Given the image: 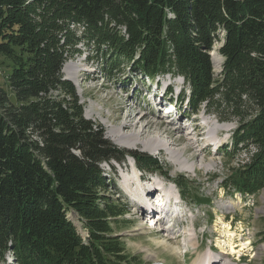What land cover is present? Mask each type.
I'll list each match as a JSON object with an SVG mask.
<instances>
[{
	"label": "trees",
	"instance_id": "obj_1",
	"mask_svg": "<svg viewBox=\"0 0 264 264\" xmlns=\"http://www.w3.org/2000/svg\"><path fill=\"white\" fill-rule=\"evenodd\" d=\"M81 46L95 49L86 60L93 56L108 79L123 83L126 71L157 85L182 77L181 105L238 124L226 155L257 150L234 190L264 189V0H0V56L13 65L7 88L0 82V264L8 252L17 264L131 261L114 236L123 211L104 194L114 184L101 165L130 156L154 171L159 162L119 149L84 116L62 73Z\"/></svg>",
	"mask_w": 264,
	"mask_h": 264
},
{
	"label": "rangeland",
	"instance_id": "obj_2",
	"mask_svg": "<svg viewBox=\"0 0 264 264\" xmlns=\"http://www.w3.org/2000/svg\"><path fill=\"white\" fill-rule=\"evenodd\" d=\"M82 31V28L78 29L77 34ZM218 47L219 44L210 52L217 77L222 72L223 63L222 61L218 67L215 62L214 53L219 55ZM81 49H83L81 56L69 60L62 73L69 81L65 72L68 63L81 64L79 85L70 81L78 90L80 102L84 103V116L102 126L106 139L119 149L143 152L155 157L159 162V169L154 171L139 169L132 157H126L118 166L116 162L101 165L105 175L113 180L114 184L112 190L104 194L110 201H116L123 211L122 215L112 221V228L114 236L121 238L126 256L131 259L125 264H195L199 258L204 257L217 261L214 264H264V213L259 212L260 209L264 211V189L251 197L236 192L232 186L237 180V170L239 166L247 163L249 154L244 150H238L234 156H228L224 152L226 148L231 149L232 137L238 127L236 121L220 124L214 115L206 114L204 111L191 113L186 109V103L181 105L180 102L179 105L182 107L179 112L177 111L180 124L165 121L153 107L156 100L152 98V91L149 96L144 93L148 89V83L144 78L126 71L123 73L126 74L123 83L108 79L102 75L100 64L92 58L93 56L86 60L87 54L94 55L95 49L82 46ZM12 68V63L0 56V82L5 88ZM172 83L177 87L182 86L176 80H172ZM185 88L188 93V86L185 85ZM184 115L190 119L187 121ZM131 116L135 118L132 119ZM142 116L145 118L140 121ZM126 123L128 127L124 133L141 131L142 140L146 141L154 136L166 144L175 143L176 146H172V149H185L187 162H182L181 165L174 164L172 154L164 148L162 153L159 154L157 150V154H153L145 151L144 146L138 148L119 146L112 140L111 131L114 127L124 129ZM146 123L150 125L143 133ZM193 126H197L198 141L196 136L194 137L195 134L191 136L194 141L187 139ZM211 130L215 133L218 131L208 136ZM219 144L221 146L215 148L214 145ZM208 145L206 150L205 147ZM251 148L255 150V147ZM194 161L195 171L191 167ZM111 170H114L116 175L113 176ZM176 183L186 195L181 205L185 218L173 216L171 221L159 222L157 231L150 230L142 217L143 204L147 200L153 202L160 198V193L164 197L169 196V193L173 194L175 190L179 192ZM141 185L152 188L156 186V194L154 195L153 191L151 197L140 196L138 189ZM189 211L191 214H188ZM76 219L81 222L78 215ZM180 222H183L184 226H181ZM225 222L230 223L231 231L236 233L233 241L237 248L244 241L251 244L248 249L245 248L241 252L239 260L229 254L227 245L223 244L225 250L219 246L220 242L227 239L222 234ZM185 246L190 250V254L184 257L182 250ZM2 264H7V261Z\"/></svg>",
	"mask_w": 264,
	"mask_h": 264
},
{
	"label": "bare ground",
	"instance_id": "obj_3",
	"mask_svg": "<svg viewBox=\"0 0 264 264\" xmlns=\"http://www.w3.org/2000/svg\"><path fill=\"white\" fill-rule=\"evenodd\" d=\"M214 58H215V62H216V65L218 66V67H220V63L222 62V59H221V57L219 56V55H217L216 53H214ZM65 72L67 73V76H68V78L70 79V80H72L73 82H75L77 85H79V82H80V80H79V75H80V73L82 72V66H81V64L80 63H73V62H69L68 63V65L66 66V68H65ZM134 116H131V118L132 119H134L133 118ZM145 118V116L143 117H141V119H140V121L141 120H143ZM138 124V123H137ZM149 125H150V123H146V125L143 127L144 129L142 130V132L143 133H145L146 131H147V128H149ZM126 127H128V124L126 123L125 125H124V129L123 128H119V127H114V128H112V131H111V138H112V140L115 142V143H117L119 146H121V147H124V148H133V147H135V148H138V147H140V146H144L145 147V151H147V152H151V153H153V154H157V150H158V153H160V151L161 150H163V148L164 149H168L169 151H170V153L172 154V159H173V161H174V164H176V165H181V163L182 162H187L186 160H188L187 158H186V156H185V149H181V150H177V149H172L171 147L172 146H176V145H174L175 143H173V142H171V143H165L164 141H162V140H159L157 137H154L153 136V138L152 139H149V140H142L141 139V135H142V133H141V131H139L138 133H132V134H128V133H124V131H125V128ZM225 128V127H224ZM218 131V130H217ZM217 131H216V133H217ZM196 132H197V130L196 129H194V131H192L191 133H188V135L187 136H189V138L187 137V139L190 141H194V139H193V137H192V139H191V136H193L194 134V137L196 136ZM215 133V131L214 130H211L209 133H208V136H212V134H214ZM215 133V134H216ZM219 133V132H218ZM217 136V135H216ZM169 137V136H168ZM173 139V138H172ZM217 143V142H216ZM196 144V143H195ZM194 146V145H193ZM158 147H160V148H162V149H160V148H158ZM195 147V146H194ZM208 147H209V145L207 146V147H205V149L207 150L208 149ZM204 149V150H205ZM255 150H256V148H255ZM254 149H250V151H251V153H255L256 151H255ZM162 153V152H161ZM247 154H249V158H248V161L247 162H249V160H250V157H251V155H250V152L249 153H247ZM194 160V159H193ZM192 161V160H191ZM196 161V160H195ZM195 161L194 162H192L191 163V167H192V169L195 171L196 170V168L194 167V165H195ZM246 164V163H245ZM135 177V176H134ZM139 179V178H138ZM141 180V179H140ZM139 180V181H140ZM153 191H154V195L156 194V191H157V189H156V186H153V188L151 187V186H149V187H146V186H143V185H141L140 186V188L138 189V192H139V195L140 196H143V197H145V198H148V197H151L150 195L153 193ZM160 197H163V195H162V193H160V195H159ZM167 196V195H166ZM164 198V197H163ZM143 200V199H142ZM154 202V201H153ZM259 212H261V213H264V211L262 210V209H260L259 210ZM76 216H77V214L76 213H72L70 216H69V218L71 219V220H73L74 221V223H75V225L76 226H78L79 227V230H80V232H81V234H82V236H83V238L84 239H86V238H88V231H86L83 227V224L81 225V223L82 222H79V220L78 219H76ZM155 218V217H154ZM164 220H162V221H160V222H163ZM159 223V222H158ZM158 223H157V225H156V228H157V226H158ZM223 225V224H222ZM222 234L223 235H225V238H227V239H225V240H223L222 242H220V244H219V246H220V248H222L223 250H225L224 248V246H223V244L224 245H227V247L228 248H226V249H228V251H229V254L230 255H233V256H235V259H237V260H239L240 259V256H241V252L243 251V250H245V248H249V246L251 245L250 244V242L248 241H244V242H242L241 244H240V246H238V248L234 245V241H233V239H234V237H236L235 236V232H233V231H231V225H230V223H227V222H225L224 223V230H223V232H222ZM242 241V240H241ZM236 249H239V250H236ZM210 264L211 262H210V258L208 257L207 259H206V257H204V258H199V260L197 261V263H195V264Z\"/></svg>",
	"mask_w": 264,
	"mask_h": 264
},
{
	"label": "water",
	"instance_id": "obj_4",
	"mask_svg": "<svg viewBox=\"0 0 264 264\" xmlns=\"http://www.w3.org/2000/svg\"><path fill=\"white\" fill-rule=\"evenodd\" d=\"M222 59V61H223V58H221Z\"/></svg>",
	"mask_w": 264,
	"mask_h": 264
}]
</instances>
